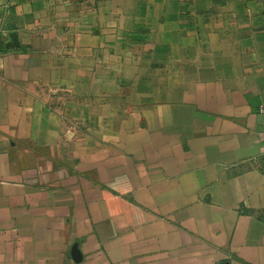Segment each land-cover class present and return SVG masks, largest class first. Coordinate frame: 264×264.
Listing matches in <instances>:
<instances>
[{
    "label": "crops",
    "instance_id": "0c3cea01",
    "mask_svg": "<svg viewBox=\"0 0 264 264\" xmlns=\"http://www.w3.org/2000/svg\"><path fill=\"white\" fill-rule=\"evenodd\" d=\"M263 104L264 0H0V264H264Z\"/></svg>",
    "mask_w": 264,
    "mask_h": 264
},
{
    "label": "water",
    "instance_id": "95a60500",
    "mask_svg": "<svg viewBox=\"0 0 264 264\" xmlns=\"http://www.w3.org/2000/svg\"><path fill=\"white\" fill-rule=\"evenodd\" d=\"M19 45V38L18 35L16 33L11 35V41L6 43L5 46L6 48H11V47H15ZM80 257L79 253H78V258Z\"/></svg>",
    "mask_w": 264,
    "mask_h": 264
},
{
    "label": "built area",
    "instance_id": "2783aa9c",
    "mask_svg": "<svg viewBox=\"0 0 264 264\" xmlns=\"http://www.w3.org/2000/svg\"><path fill=\"white\" fill-rule=\"evenodd\" d=\"M261 112H263L264 113V104L261 106Z\"/></svg>",
    "mask_w": 264,
    "mask_h": 264
}]
</instances>
